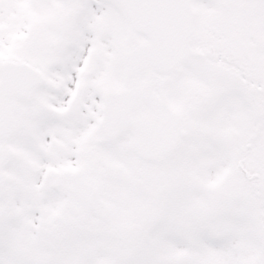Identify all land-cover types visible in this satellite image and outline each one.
<instances>
[{
	"label": "snow or ice",
	"instance_id": "1",
	"mask_svg": "<svg viewBox=\"0 0 264 264\" xmlns=\"http://www.w3.org/2000/svg\"><path fill=\"white\" fill-rule=\"evenodd\" d=\"M0 264H264V0H0Z\"/></svg>",
	"mask_w": 264,
	"mask_h": 264
}]
</instances>
